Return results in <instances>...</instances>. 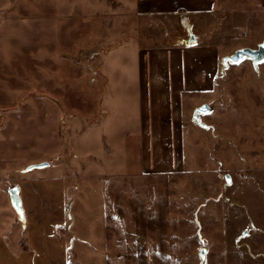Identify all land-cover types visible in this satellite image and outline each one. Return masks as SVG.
<instances>
[{
  "label": "rangeland",
  "instance_id": "obj_1",
  "mask_svg": "<svg viewBox=\"0 0 264 264\" xmlns=\"http://www.w3.org/2000/svg\"><path fill=\"white\" fill-rule=\"evenodd\" d=\"M124 1L0 0V264H264V0Z\"/></svg>",
  "mask_w": 264,
  "mask_h": 264
},
{
  "label": "crops",
  "instance_id": "obj_2",
  "mask_svg": "<svg viewBox=\"0 0 264 264\" xmlns=\"http://www.w3.org/2000/svg\"><path fill=\"white\" fill-rule=\"evenodd\" d=\"M125 5L134 3V9L130 10L125 18H136L143 20L152 18L167 17L173 18L180 12L197 13L206 11L211 7V0H125ZM186 13V14H188Z\"/></svg>",
  "mask_w": 264,
  "mask_h": 264
},
{
  "label": "water",
  "instance_id": "obj_3",
  "mask_svg": "<svg viewBox=\"0 0 264 264\" xmlns=\"http://www.w3.org/2000/svg\"><path fill=\"white\" fill-rule=\"evenodd\" d=\"M191 39H193V37H191ZM243 57L252 58L254 65H258L260 63H263L264 62V42L261 43L258 46V48L255 50L245 48V49H241V50L236 51V53L233 56L224 58L223 63L225 66L227 65L228 61H230L232 63H238ZM209 111H210V108L208 105H204L201 108H198L195 110V112L193 114V118L198 122V124L200 126L205 127V124L201 122V115H205V114L209 113ZM47 166H48L47 163H42V164L30 166L28 168V170L31 171L33 169H41V168H44ZM226 180L228 182L230 181V177L228 175L226 176ZM9 195H10V200H11V203H12L14 209L18 213H21L22 208H21V200L19 197V188L18 187L11 188L9 191Z\"/></svg>",
  "mask_w": 264,
  "mask_h": 264
}]
</instances>
